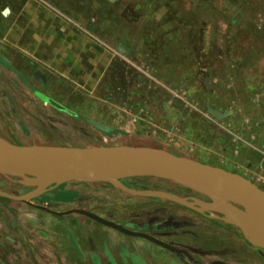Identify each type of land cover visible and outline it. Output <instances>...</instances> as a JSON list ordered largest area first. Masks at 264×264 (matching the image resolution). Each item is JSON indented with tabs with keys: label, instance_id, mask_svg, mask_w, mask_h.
<instances>
[{
	"label": "rangeland",
	"instance_id": "374dc122",
	"mask_svg": "<svg viewBox=\"0 0 264 264\" xmlns=\"http://www.w3.org/2000/svg\"><path fill=\"white\" fill-rule=\"evenodd\" d=\"M208 104L230 114L218 120ZM0 141L150 147L264 191V0H0ZM123 183L185 204L108 183L0 198V264H191L74 211L150 234L200 264H264V248L252 243L263 232L253 237L243 226L246 238L208 197L152 177ZM53 186L0 175V190L15 196Z\"/></svg>",
	"mask_w": 264,
	"mask_h": 264
},
{
	"label": "water",
	"instance_id": "95a60500",
	"mask_svg": "<svg viewBox=\"0 0 264 264\" xmlns=\"http://www.w3.org/2000/svg\"><path fill=\"white\" fill-rule=\"evenodd\" d=\"M112 1V0H111ZM122 52L126 50L121 46ZM39 82L46 78L39 71L34 73ZM43 100L55 108L64 110L57 102L42 95ZM208 104V112L218 120L230 114L222 113L216 116ZM96 126L101 127L99 124ZM40 176L54 184L53 187L42 190L38 194L15 196L0 190V197L17 202L35 199L49 192L62 183H108L129 195L145 198L160 197L177 204H185L184 199L162 191L136 190L123 183L128 178L152 177L175 182L194 192L208 197L218 212L230 216L234 225L239 227L248 238L244 227L239 224L234 215L240 212L236 207L223 205L224 199L236 204L256 215L264 216V191L259 189L244 177L226 170L212 167L195 160L179 157L167 151L149 147H53V146H20L0 141V175ZM82 214L96 223L111 228L124 235L147 240L176 257L185 255L191 264H200L187 251L178 249L158 238L140 231H133L124 225L102 218L86 211H74ZM264 233V228L262 229ZM252 242V241H251ZM255 246L264 248L263 244L252 242ZM211 264H229L224 261H214Z\"/></svg>",
	"mask_w": 264,
	"mask_h": 264
},
{
	"label": "bare ground",
	"instance_id": "6f19581e",
	"mask_svg": "<svg viewBox=\"0 0 264 264\" xmlns=\"http://www.w3.org/2000/svg\"><path fill=\"white\" fill-rule=\"evenodd\" d=\"M212 113H214L218 117H222V115L219 112L215 111V110L212 111ZM40 180L38 181V184H42V182H43L44 183L43 186H45L46 185V181L44 182L43 179H40ZM234 216L236 218V221L246 228L247 233L252 234L251 236H253V237L256 236V233H257L256 229L257 228H259L257 230H260L259 233L263 232L262 229L264 228V216L256 215L255 213L250 212V211L247 214L241 213V211H240V212H237ZM254 229H255L256 232L254 231ZM261 235H263V236L260 237L259 240H257L258 238H253L254 241H256L258 244H263L264 243V233L261 234ZM257 236H260V235H257Z\"/></svg>",
	"mask_w": 264,
	"mask_h": 264
},
{
	"label": "crops",
	"instance_id": "0c3cea01",
	"mask_svg": "<svg viewBox=\"0 0 264 264\" xmlns=\"http://www.w3.org/2000/svg\"><path fill=\"white\" fill-rule=\"evenodd\" d=\"M46 77V76H45ZM99 146H102V147H108V143L107 144H103V145H99ZM122 146H128V147H137V146H134V145H111L110 147H122ZM150 148V147H149ZM41 181V180H40ZM39 185V188L40 189H42V188H44L45 186H43L44 185V183L42 182V184H38ZM41 185V186H40ZM1 198V197H0ZM114 222H117V221H114ZM109 229H111V228H109ZM113 230V229H112ZM115 231V230H114ZM117 232V231H116ZM119 233V232H118ZM122 234V233H121ZM124 235V234H123ZM126 236V235H125ZM128 237H130V236H128ZM138 239H140V238H138ZM144 240V239H143Z\"/></svg>",
	"mask_w": 264,
	"mask_h": 264
}]
</instances>
